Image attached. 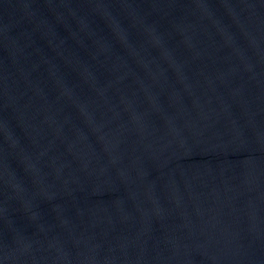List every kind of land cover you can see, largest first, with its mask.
Returning a JSON list of instances; mask_svg holds the SVG:
<instances>
[{
  "label": "water",
  "instance_id": "1",
  "mask_svg": "<svg viewBox=\"0 0 264 264\" xmlns=\"http://www.w3.org/2000/svg\"><path fill=\"white\" fill-rule=\"evenodd\" d=\"M0 264H264V0H0Z\"/></svg>",
  "mask_w": 264,
  "mask_h": 264
}]
</instances>
